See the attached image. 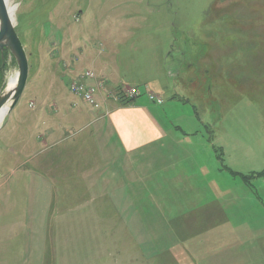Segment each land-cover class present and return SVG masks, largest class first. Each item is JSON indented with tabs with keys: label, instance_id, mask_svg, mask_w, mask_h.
<instances>
[{
	"label": "rangeland",
	"instance_id": "1",
	"mask_svg": "<svg viewBox=\"0 0 264 264\" xmlns=\"http://www.w3.org/2000/svg\"><path fill=\"white\" fill-rule=\"evenodd\" d=\"M8 2L13 5L9 17L25 48L30 75L22 96L3 121L0 142L10 135L14 124L17 131L13 134L18 139L22 137L23 117L38 109L36 106L33 110L30 102L40 103L44 85V69H40L48 63L46 51L61 38L72 39L76 49L99 50L103 54L98 67L106 75L112 74L111 79L128 89L138 87L146 94H159L161 107L170 105L168 118L181 128L179 132L200 131L203 137L199 166L193 157L181 158V162L173 157V167L159 162L163 159L161 154L145 152L122 157L112 144V158L105 162L103 172L118 171L110 181L112 196L119 187L130 189L125 184L133 188L128 192L134 203L121 206L126 207V215H122L125 220L110 206L95 204L92 196L102 188L90 190L78 183L74 199L81 202L68 206L73 213L64 210L66 206H62L63 216L54 213L56 200L48 213L47 228L52 226V230L44 238L47 264H206L207 259L213 263L218 260L222 264H246L247 259L255 260L253 256L258 257L259 253L244 250L263 245L264 237H203V213L207 211L203 194H211L212 201L218 200V204L225 200L223 212L228 215L240 218L238 212L241 219L253 218L256 225L264 221V179L245 183L243 178L264 170V146L258 147L262 143L259 134L264 131V0ZM5 62L4 86L17 73L9 52ZM52 63L49 61V65ZM81 65L89 71L98 69L89 62ZM97 78L96 75L90 81ZM70 82L65 84L68 88L59 85L61 92L53 89L48 101L75 104L83 116L78 127L72 128L77 132L81 125L93 121L89 111L98 110V95L94 97L97 104L89 105L70 93ZM124 90H112V98H125ZM62 114L66 115L64 111ZM68 129L71 128L65 125L64 135L71 137L74 134ZM89 131L74 141H64L59 151L98 150L100 139L95 140V131ZM211 135L215 137L214 148L223 149L222 164L209 143ZM10 147L16 149L14 143ZM85 160L89 162L90 156ZM166 167L169 169L162 172ZM128 171L132 178H128ZM124 174L125 178L120 179ZM3 181L1 178L0 183ZM55 193L54 188L57 199ZM249 198L258 205L249 206ZM13 205L0 197V221L6 224L0 233V259L5 264H12L7 216L14 211ZM24 244L25 236L20 233L10 247L16 245L19 251ZM234 250L242 253L236 255ZM23 256V252L19 254L17 262Z\"/></svg>",
	"mask_w": 264,
	"mask_h": 264
},
{
	"label": "crops",
	"instance_id": "2",
	"mask_svg": "<svg viewBox=\"0 0 264 264\" xmlns=\"http://www.w3.org/2000/svg\"><path fill=\"white\" fill-rule=\"evenodd\" d=\"M44 43H47L46 40ZM73 43L72 39L67 41L61 38L55 43L48 44L50 47L52 46L49 51H46L48 63L40 69H44L41 78L44 85L40 94V103L36 105L35 102H30L33 110L36 106L38 109L23 117L22 137L18 139L13 134L17 131L14 124L9 130L10 135H6L5 140L0 142V180L4 178V181L0 183V197L14 204V211L11 212V216H7L9 221L7 224L10 225L8 252L13 255L9 258L12 264H47L48 257L43 255V250L47 246L44 238L46 236L48 238L49 233L47 231L52 230V226L47 228L48 213L52 211L55 200L54 213H60L62 216L65 213L64 210L73 213V209L68 206L78 205L81 202L74 199L77 195L76 185L78 183H84V186L90 190L96 191L102 188L103 191H98L97 194L95 193L96 196H92L95 204L110 206L121 217L123 214L126 215V207L122 209L121 206L134 203L133 200H130V193L128 192H132L133 188L125 184L124 187L129 186L130 189L126 190L119 187L115 195L112 196L110 181L113 179L112 175L118 171L111 169L109 173L108 170L103 172L107 164L105 162L112 158V144L117 146L122 157L142 155L145 152L153 155L161 154L163 159L159 162L170 167L174 166L173 157H176L177 162H181V158L193 157L197 162L196 166H199V158L203 155L204 145L201 132H179L181 128L174 126L168 118L170 105L166 103L165 106L161 107L163 103L158 104L149 100L148 94L162 98L159 94L152 91L146 94L143 88L137 87L133 88L138 90L140 94L136 98H109L106 91L112 94V90L118 89L120 91L129 87L117 82L116 79H111L112 74L108 76L104 69L98 67V59L103 53L96 48L76 49ZM45 46L47 45L45 44ZM49 61H54V63L49 65ZM64 61H67L68 64ZM88 62L90 66L98 67L97 70L90 69L94 76L97 75L96 81L88 80L85 84L97 86L99 107L96 108L98 109L96 112L89 111V116L94 118L93 121L81 125L80 130L75 132L72 128L78 127V122L83 119L82 112L75 108L74 103H62L60 105L59 103L53 104V101L49 102L48 100L53 89L61 92L59 85L62 84L67 87L68 82L76 79L79 74L82 75L83 72L89 71L81 65L82 63L88 64ZM167 73L170 75L172 72L169 70ZM170 76L172 77V75ZM98 82H103V86L100 85L99 87ZM54 98L55 96L52 97L53 100ZM62 111L66 115H63ZM2 120L0 128L4 126H2ZM65 125L71 128L68 131L72 130L74 135L71 137L64 135V132H67ZM200 125L203 126L201 122ZM86 131L92 133L95 131V140L99 141L100 139L98 150L85 152L68 149L59 151V146L64 141H74ZM259 135H261L262 143L258 144V147L261 148L264 146V131ZM214 138L211 135L208 140L215 151L214 153H216L217 161L221 163L223 149L221 146L214 148L212 144ZM183 142H186L187 145H184ZM11 143H14L16 149L10 147ZM205 147H207L206 143ZM88 156L91 160L87 164L85 159ZM257 164L260 166L259 162ZM261 166L263 169V159H261ZM102 167L104 168L102 169ZM168 169L169 167H166L162 172H166ZM127 173L128 178H132L131 172L128 171ZM122 177L125 178V174L119 178L122 179ZM211 184L213 186L214 182ZM54 188L57 199L53 194ZM102 193L103 195H101ZM203 195L205 197L203 204L207 209L203 213V237H264V221H260L256 225L253 218L241 219V214L238 212L236 214L240 218L228 215L223 212L222 204L225 200H221L218 204V200L212 201L211 194L204 193ZM90 198L88 197V200ZM124 198L127 199L125 202ZM16 199L20 202L18 205L22 207L16 206ZM232 204L233 199L230 198V205ZM248 205L256 206L258 202L249 198ZM62 206L63 208L66 206V208L63 210ZM0 217L3 215L0 214ZM123 220L125 219L123 218ZM3 224L0 221V233H2L3 226H6ZM20 233L25 236V244L18 251L16 245L10 246L16 241V237ZM244 251H249L252 254L259 253L258 257L253 256V258L256 257L255 260L247 259L246 264H264V244L250 247ZM22 252L23 258L17 262V256ZM233 252L236 255L242 253L240 250ZM50 255H52L51 251ZM212 261L207 259L206 264H222L218 260H215V263ZM0 263H4V261L0 259ZM231 264L239 263L232 262Z\"/></svg>",
	"mask_w": 264,
	"mask_h": 264
},
{
	"label": "water",
	"instance_id": "3",
	"mask_svg": "<svg viewBox=\"0 0 264 264\" xmlns=\"http://www.w3.org/2000/svg\"><path fill=\"white\" fill-rule=\"evenodd\" d=\"M5 1L0 0V52L3 54L4 50H7L13 57L17 66V80L13 89L9 90L7 86H4L0 92V111L12 102L2 122L16 106L26 88L29 77L28 57L9 17Z\"/></svg>",
	"mask_w": 264,
	"mask_h": 264
},
{
	"label": "built area",
	"instance_id": "4",
	"mask_svg": "<svg viewBox=\"0 0 264 264\" xmlns=\"http://www.w3.org/2000/svg\"><path fill=\"white\" fill-rule=\"evenodd\" d=\"M94 78V74L91 71H86L82 75L78 77L75 81L70 83V92L77 96L78 98H81L84 102L88 103L89 105L97 104L95 102V95L97 94V86L87 85L85 84L86 81L91 80ZM101 86H103V82H99ZM109 98H112L113 95L111 93H108L106 91ZM139 91L136 89H125L124 90V97L127 99H133L138 97ZM149 100L156 102L160 104L162 101L159 96H156L154 94H148Z\"/></svg>",
	"mask_w": 264,
	"mask_h": 264
},
{
	"label": "trees",
	"instance_id": "5",
	"mask_svg": "<svg viewBox=\"0 0 264 264\" xmlns=\"http://www.w3.org/2000/svg\"><path fill=\"white\" fill-rule=\"evenodd\" d=\"M7 54H8L7 50H4L3 54H1V52H0V92L4 88L5 73L7 71V66H6V62H5ZM78 77L76 79H78ZM76 79H74L73 81H75ZM70 83H69V85H70ZM259 177L264 179V170L261 172H258V173H252L249 176H244L243 178H244L245 183H249V181H251V179L259 178Z\"/></svg>",
	"mask_w": 264,
	"mask_h": 264
},
{
	"label": "bare ground",
	"instance_id": "6",
	"mask_svg": "<svg viewBox=\"0 0 264 264\" xmlns=\"http://www.w3.org/2000/svg\"><path fill=\"white\" fill-rule=\"evenodd\" d=\"M5 2H6L8 14H9L13 9V5H11V3L9 5L8 0H6ZM16 80H17V75H14V76L12 75L11 77L8 78L6 86L8 87L9 90L14 88V86L16 84ZM8 105L9 104H7L5 107H3V109H1V111H0V122H1L2 118L5 116V114L7 113V110L9 107Z\"/></svg>",
	"mask_w": 264,
	"mask_h": 264
},
{
	"label": "flooded vegetation",
	"instance_id": "7",
	"mask_svg": "<svg viewBox=\"0 0 264 264\" xmlns=\"http://www.w3.org/2000/svg\"><path fill=\"white\" fill-rule=\"evenodd\" d=\"M174 60V59H173ZM175 76V75H174Z\"/></svg>",
	"mask_w": 264,
	"mask_h": 264
}]
</instances>
